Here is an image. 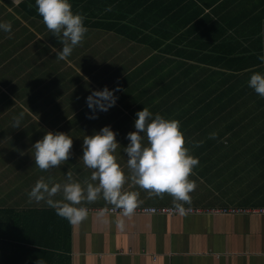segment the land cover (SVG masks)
<instances>
[{
    "label": "crops",
    "instance_id": "obj_1",
    "mask_svg": "<svg viewBox=\"0 0 264 264\" xmlns=\"http://www.w3.org/2000/svg\"><path fill=\"white\" fill-rule=\"evenodd\" d=\"M24 1L0 0V22L11 24L10 33L0 31V79L8 84L2 89L15 91L16 105L21 104L18 96L32 94L51 102L45 108L0 109V211H15L21 219L36 216L39 221L36 213L55 209L44 200H29L28 193L37 180L43 179L50 186L63 185L66 173H70L82 188L88 182L98 183L90 179L94 170L79 158L84 136L105 125L117 133L119 145L112 154L125 175L121 190L138 193L134 210L174 208L170 194H150L132 181L123 152L128 141L122 126L109 120L115 115L134 116L142 102L149 109V99L152 108L162 99L165 107L177 108L169 116L179 117L181 126L189 115H195L193 126L180 128L181 132H195V137L184 139L183 145L198 158L188 177L195 188L189 193L190 203H179L204 212L123 216L109 213L115 206L99 194L95 201L85 199L75 205L88 210L81 222L71 224L56 217V235L51 242L60 249L50 248L54 256L49 264H67L68 259L70 264H264V213L208 212L227 207L264 209V98L247 84L252 72H264V62L259 59L264 56V0H195L196 6L188 13L198 24L194 34L188 39L181 30L178 35L185 38L184 42L175 49L167 44V52H161L164 46L155 49L124 44L118 36L111 40L110 32L87 29L67 60L51 52V47L59 50L61 43L43 28L42 21L20 6ZM148 61L162 66L161 79L150 74ZM51 68L75 79H55ZM138 79L142 80L140 85ZM117 84L120 91L115 93V106L99 112L96 119H87L84 97L92 89H111ZM228 90L234 93L226 94ZM222 91L225 102H230L226 111L221 110ZM236 101L239 105L234 107ZM206 104L210 106L203 109ZM236 114L243 116L241 124H233L231 118L226 124L218 120L221 115ZM206 115L213 116L209 124ZM17 117L20 123L13 126ZM57 131L72 138L71 155L55 167L39 169L31 145L45 132ZM13 138L20 151L11 156L2 148ZM52 199L63 200L62 190ZM8 215L3 213V223ZM64 227L70 231L69 244L60 235ZM11 241L10 237H0L3 245ZM25 260L23 264H28Z\"/></svg>",
    "mask_w": 264,
    "mask_h": 264
},
{
    "label": "clouds",
    "instance_id": "obj_2",
    "mask_svg": "<svg viewBox=\"0 0 264 264\" xmlns=\"http://www.w3.org/2000/svg\"><path fill=\"white\" fill-rule=\"evenodd\" d=\"M35 5L47 29L62 45L59 50L51 47V52L55 53L56 58L67 60L74 47L82 42L87 31L83 23L84 17L79 12L72 11L70 0H35ZM0 31L10 33L11 24L0 22ZM259 59L264 62V56ZM247 84L264 98V72H252ZM118 91L119 84L111 89L104 86L99 90H90L84 97L85 105L89 109L85 114L86 118L96 119L99 112H107L114 107L118 100L115 93ZM22 116L23 113L20 114ZM20 117L14 118L13 126L19 125ZM135 117V130L126 133L125 139L128 143L123 147L131 179L140 188L150 190V194H170L173 197L174 210L183 216L186 209L179 201H191L189 193L194 190L195 182L188 177L198 164V158L190 155L189 150L183 146L184 137L179 130V121L166 119L159 113L153 115L147 107L137 111ZM116 135L110 125H105L83 138L82 155L79 159H82L86 167L94 170L90 179L98 183L88 182L86 188H82L79 182L72 180L70 173H66L67 182L63 185L50 186L40 179L29 191V200H44L55 209L57 215L66 218L71 224L81 222L88 215L85 207L75 205L85 199L89 202L95 201L99 194H102L106 202L120 209L123 216L131 215L139 203L138 193L121 190L125 175L112 154L119 145ZM211 135L214 137L215 133ZM72 143V138L66 133L45 132L41 139L31 145L35 165L46 170L62 161H68ZM61 190L63 200H53L52 197ZM36 264L45 262L38 259Z\"/></svg>",
    "mask_w": 264,
    "mask_h": 264
},
{
    "label": "trees",
    "instance_id": "obj_3",
    "mask_svg": "<svg viewBox=\"0 0 264 264\" xmlns=\"http://www.w3.org/2000/svg\"><path fill=\"white\" fill-rule=\"evenodd\" d=\"M70 3L72 11L74 13L79 12L84 17L83 23L87 29L94 30L99 28L103 31L110 32L112 34L111 40H115V37L118 36V38L120 37L123 40L124 44L138 43L148 46L151 45L155 49L164 46L160 49L161 52H167V44H169L167 45L168 47L171 45L172 49L178 48V44H182L187 37L189 39L191 35L194 34L193 29L198 26L194 21L195 18L188 14L192 10L190 7L196 6L195 0H157V2L155 0H70ZM205 4L207 5L209 3L206 2ZM20 6L23 9H26L30 15L37 17L43 22L42 17L36 11L35 0H25ZM197 13L200 14L201 11ZM194 14L195 13H193V15ZM199 21H203V19ZM43 28L47 29L44 23ZM181 30H184L183 35H186L185 38L182 37V35H178V32ZM147 32L153 33H150V35ZM169 38L171 39L169 40ZM166 40H169L170 42H166ZM104 42H106V40ZM147 65H150L149 68L152 71L150 74H154V79H161L159 75L161 74L162 66L155 65L154 61H148ZM49 70L52 71L54 76H56L55 79H75V77L71 75L69 76L68 73L64 75L59 73L56 69L51 68ZM77 78L80 79L81 77L77 76ZM138 82L140 85L142 80L138 79ZM3 87H8V84L4 79H0V109L4 108L6 110L16 107L45 108L46 106H49L51 102L48 101V98H40L39 94H32L30 97H25L24 95L22 97L18 96V100H20L21 104L16 105L17 101L14 100L15 96H13L15 91L9 90L8 93L3 92ZM161 91L162 85L159 89L160 94ZM227 93L234 92L228 90L226 94ZM220 95L222 97L221 110L226 111L225 108L230 107V102H225L226 95L223 91ZM210 102L211 101H208V104H210ZM135 103H137V101H135ZM163 104L162 99H160V101L157 102V106L152 108L149 99V110L152 108L155 113H159L164 118L174 119L169 116V114L175 113L177 108L174 106L171 108L165 107ZM140 105V110H142L144 103L142 102ZM236 105H239L237 101L235 102L234 107H236ZM209 106L210 105L206 104L203 106V109H206ZM206 116L208 117V115ZM208 118L209 124L213 119V116ZM230 118L233 119V124L235 125L243 122V116L237 114L227 116L221 115L218 117V120L220 123L226 124V120ZM135 119V115H115L109 117V120H112V122L117 121V124L122 126L124 137L130 130L129 126H132L131 130H133ZM175 120H179V117L178 119L175 118ZM196 120L198 121V118H196ZM194 121L195 115H189L185 124H182L183 126L179 125V130L185 125L193 126ZM182 134L184 139L193 138V136L195 137V132L193 130L182 132ZM2 137L3 133L0 134V139ZM5 144L2 150H7V155L11 154V156H13L20 151L19 148L16 147L17 143L14 138L8 141L6 146ZM3 213L10 214L4 223L2 216ZM36 214L39 215V221L36 216L21 219L18 218L15 211H0V237H10L12 240L10 244L4 243L3 245L0 243V264H23L26 255L28 261H25L28 262V264H36L38 259L44 261L45 264H49L48 260L51 261V259H53L54 254L52 253V250L50 251V248L55 250L60 249L57 242V245H55V242H51V239H54L56 235L55 225L58 223V221L56 222V217L58 215L56 211L53 212L50 210L41 213L38 212ZM69 232L68 227H64V230L60 234L64 240L66 239L68 244L70 239ZM39 254L43 255L42 259H40L42 255L39 256ZM23 257L24 259H22ZM68 260L67 264H70Z\"/></svg>",
    "mask_w": 264,
    "mask_h": 264
},
{
    "label": "built area",
    "instance_id": "obj_4",
    "mask_svg": "<svg viewBox=\"0 0 264 264\" xmlns=\"http://www.w3.org/2000/svg\"><path fill=\"white\" fill-rule=\"evenodd\" d=\"M186 214H196V213H203L204 210L199 208H185ZM214 212L224 215H235V214H243V213H250V212H256V213H264V209H258L256 211H250L246 209H238L233 207H227L224 209H214V210H208V212ZM109 213L113 214H121V210L115 207H112L108 210ZM133 213H144L149 215H174L178 214L173 207H144L139 210H134ZM180 215V214H179Z\"/></svg>",
    "mask_w": 264,
    "mask_h": 264
},
{
    "label": "rangeland",
    "instance_id": "obj_5",
    "mask_svg": "<svg viewBox=\"0 0 264 264\" xmlns=\"http://www.w3.org/2000/svg\"><path fill=\"white\" fill-rule=\"evenodd\" d=\"M214 153H215V152H211V154H210V155H214ZM213 157H214V156H213ZM193 194H195V192H193V193H192V195H193Z\"/></svg>",
    "mask_w": 264,
    "mask_h": 264
}]
</instances>
